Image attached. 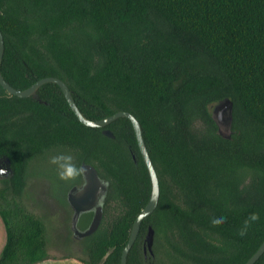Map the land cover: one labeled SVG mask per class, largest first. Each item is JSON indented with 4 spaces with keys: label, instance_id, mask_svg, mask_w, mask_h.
Returning <instances> with one entry per match:
<instances>
[{
    "label": "trees",
    "instance_id": "obj_1",
    "mask_svg": "<svg viewBox=\"0 0 264 264\" xmlns=\"http://www.w3.org/2000/svg\"><path fill=\"white\" fill-rule=\"evenodd\" d=\"M0 31V72L13 88L56 77L86 118L127 111L140 123L160 192L127 264H244L254 254L264 240V0H0ZM37 94L17 97L0 85V157L12 171L0 186V264L58 258L21 197L31 163L60 150L108 185L97 229L79 241L82 256L59 258L121 264L151 193L132 124L120 117L88 127L58 85ZM225 98L233 103L229 139L211 110ZM56 195L67 203V193ZM252 213L258 218L241 235ZM216 215L225 219L213 223Z\"/></svg>",
    "mask_w": 264,
    "mask_h": 264
},
{
    "label": "water",
    "instance_id": "obj_2",
    "mask_svg": "<svg viewBox=\"0 0 264 264\" xmlns=\"http://www.w3.org/2000/svg\"><path fill=\"white\" fill-rule=\"evenodd\" d=\"M3 50H4V41H3L2 33L0 31V63L3 56ZM45 83H53L60 87L71 110L78 118V120L85 126L102 128L109 125L112 121L120 117L127 118L132 124L140 154L143 158V161L147 167L150 176L151 193H150L149 201L147 202L145 207L141 210V212L136 216L132 224L128 241L122 250L120 263L127 264V255L137 238L141 222L145 217L151 215L153 211L156 209L159 200V192H160L158 177L155 168L153 166L152 160L150 158V155L148 153L147 147L145 145L141 125L138 122V120L131 113L127 111H118L110 116L98 120H90L86 118L77 107L72 97L71 91L69 90L66 83L59 78L44 77L37 80L34 84H32L30 87L24 90H17L4 80L0 72V85L2 86V88L5 89L9 94L15 95L17 97H32L34 99H38L37 90L39 89L40 86H42ZM232 110H233V103L229 98H225L219 101L216 105H214L212 110V118L218 126V133L227 139H229L231 136L230 128L232 124ZM222 123H224L226 125V128L229 129V134L225 135L221 132L220 125ZM103 134L110 138L114 137L113 133L108 129L103 130ZM5 163L9 164V160L7 158L5 159ZM79 169L82 174L84 183L77 192V204L74 203V200L72 199L71 196L69 195L67 196V202L73 209H75V213L72 217V225H71V228L74 232H77L76 228H77V220L79 217V213L83 211H87L94 204H96L97 202L99 203L98 210L94 214L89 226L83 232L79 233L80 237H85L92 234L97 229L100 223L102 217L101 202L103 201L102 199L104 198V195L107 191L108 184L106 181H103L99 178L96 169L92 165L82 162L80 164ZM73 189H75V187H73L72 190ZM153 238H154V231L152 227H148V231L145 236L144 252H146V250H148L150 253L152 252L151 248L153 244ZM263 253H264V240L262 241L258 249L254 252V254L244 264H254Z\"/></svg>",
    "mask_w": 264,
    "mask_h": 264
},
{
    "label": "rangeland",
    "instance_id": "obj_3",
    "mask_svg": "<svg viewBox=\"0 0 264 264\" xmlns=\"http://www.w3.org/2000/svg\"><path fill=\"white\" fill-rule=\"evenodd\" d=\"M220 130L225 135L229 134V129L224 123L220 125ZM57 154L71 156L70 162L77 167L73 152L70 150L52 151L33 161L29 167L28 182L21 201L29 211L38 215L45 223L47 249L51 256L62 257L69 254L82 256L79 241L72 233L71 206L68 202H59L56 195L68 193L73 185L75 186L74 183L81 180L79 179L81 174L69 179H61L58 175V167L50 163L51 157ZM2 179L0 177V186ZM81 226L84 224L81 223Z\"/></svg>",
    "mask_w": 264,
    "mask_h": 264
},
{
    "label": "clouds",
    "instance_id": "obj_4",
    "mask_svg": "<svg viewBox=\"0 0 264 264\" xmlns=\"http://www.w3.org/2000/svg\"><path fill=\"white\" fill-rule=\"evenodd\" d=\"M72 157L66 156L64 154H57L51 157L50 163L53 165H56L59 169L58 175L61 179H69L77 174H79L80 169H78L76 166H74L70 161ZM4 171L3 168H0V173ZM257 214L252 213L249 217V219L244 221V228L241 229L240 234L243 235L247 229L248 224L250 221L256 220ZM225 219L222 215H216L212 217L213 223L222 222Z\"/></svg>",
    "mask_w": 264,
    "mask_h": 264
},
{
    "label": "flooded vegetation",
    "instance_id": "obj_5",
    "mask_svg": "<svg viewBox=\"0 0 264 264\" xmlns=\"http://www.w3.org/2000/svg\"><path fill=\"white\" fill-rule=\"evenodd\" d=\"M5 159H6V158H1V157H0V168H3V169H4V171H3L2 173H0V177H2L3 179H7V178H9V177L12 175V171H11V168H10V163H9V164H6V163H5ZM83 183H84V181H83V178H82V182H81L79 185H75V186H73V187H75V189L72 190V188H73V187H72V188L68 191V193H67V196H68V195L71 196L72 199L74 200V203H75V204H77V192L79 191V188L83 185ZM101 199H102V198H101ZM102 200H103V199H102ZM99 202H101V201H99ZM101 203L103 204V201H102ZM98 207H99V203L97 202V203L94 204L89 210H87V211H83V212H80V213H79V217H78V220H77V228H76L77 232H74V231L72 230L73 236H74L78 241H80V240H82V238H84V237H80V236H79V233L83 232V231L89 226V224H90V222H91V220H92L94 214H95V213L97 212V210H98ZM71 209H72V212H73V215H74V213H75V209H73L72 207H71ZM85 215H89V216L91 217V220H90L89 224H88L85 228H80V227H78V223H79V221L82 219V217L85 216ZM72 217H73V216H72Z\"/></svg>",
    "mask_w": 264,
    "mask_h": 264
},
{
    "label": "crops",
    "instance_id": "obj_6",
    "mask_svg": "<svg viewBox=\"0 0 264 264\" xmlns=\"http://www.w3.org/2000/svg\"><path fill=\"white\" fill-rule=\"evenodd\" d=\"M6 242V231L5 226L3 223L2 218L0 217V253L5 245ZM39 264H82L74 259H63V258H57V259H50L42 261Z\"/></svg>",
    "mask_w": 264,
    "mask_h": 264
}]
</instances>
